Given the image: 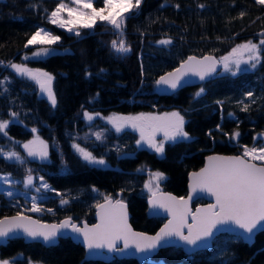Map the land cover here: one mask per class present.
Returning <instances> with one entry per match:
<instances>
[{
    "label": "trees",
    "instance_id": "obj_1",
    "mask_svg": "<svg viewBox=\"0 0 264 264\" xmlns=\"http://www.w3.org/2000/svg\"><path fill=\"white\" fill-rule=\"evenodd\" d=\"M58 2L0 0V81L7 77L0 84V119L8 120L14 112L19 120L8 125L7 136L0 133V145L13 142L11 147L17 148L15 141L29 139L32 128L50 144L47 163L27 160L19 165L0 157V173L22 180L31 169L32 176L43 177L50 186L53 193L46 192L48 196L39 202L42 211L30 215L42 221L71 217L90 224L104 196L116 199L121 192L132 227L154 233L164 220L147 214V171L164 174L161 190L184 196L187 175L199 169L208 154L242 155L245 147L264 146V53L254 70L236 75L220 72L199 86L184 87L167 96L155 93L156 79L188 56L210 54L220 59L239 44L264 39V5L255 0H142L138 10L125 14L123 39L131 51L117 53L111 42L120 37L105 23L83 29L79 37L50 24L48 16ZM95 4L102 6V0ZM42 26L51 27L61 37L56 44L59 52L24 63L54 77L55 107L38 96L31 81L4 65L23 62L22 55L34 50L24 45ZM160 40L171 43L161 45ZM201 87L205 91L196 97ZM244 104L248 111H242ZM166 110H177L184 117L190 138L166 143L161 156L139 149L132 131L115 134L108 127L95 128L82 120L84 112L135 115ZM95 132L102 134L100 140ZM73 141L103 157L107 165L83 162L71 150ZM58 193L69 203L61 205ZM203 202L198 199L192 206ZM22 206L23 202H13L0 193V218L27 213ZM0 258L14 260V264L27 260L41 264H264V230L255 235L252 244L220 233L213 238L210 250L188 255L179 247H168L142 263L130 258L86 260L82 247L69 238L49 247L11 239L0 246Z\"/></svg>",
    "mask_w": 264,
    "mask_h": 264
},
{
    "label": "snow or ice",
    "instance_id": "obj_2",
    "mask_svg": "<svg viewBox=\"0 0 264 264\" xmlns=\"http://www.w3.org/2000/svg\"><path fill=\"white\" fill-rule=\"evenodd\" d=\"M255 2L264 5V0H255ZM94 3L95 0H70V6L69 3H65V0H59L55 9L48 16L49 23L70 33L74 32L77 37L81 36L80 28H93L98 21L105 23L111 26L120 37L118 41L111 42L112 48L117 53L130 52L131 48L126 45L123 39L124 25L128 19L125 13H129L133 9L138 10L142 0H102V7L98 8L93 6ZM65 12L67 18L64 16ZM60 40L59 35L44 28H38L24 47L38 46L36 51L32 52V56H47L53 51L52 45L57 44ZM158 43L167 45L171 41L160 40ZM262 53H264V39H261L259 44L253 43L251 40L239 44L219 60L210 55L204 56L202 59L190 56L174 71L162 75L156 83L167 85L175 90L186 76H197L201 81L212 76L216 72L218 64L223 65L225 72L236 75L241 71V64H248L251 68H256L257 64L261 62ZM24 58L28 59L27 56ZM0 64L3 62L0 61ZM7 67L13 69L20 76L34 80L39 85L41 92L47 95L51 105L56 106V95L52 89L54 77L50 73L40 69H31L25 64L11 62ZM5 81H0V84ZM204 91L205 89L201 87L195 96L200 97ZM247 96L250 98L252 93L248 92ZM248 110L249 106L244 104L242 111ZM11 115L15 117L17 114L13 112ZM95 115L98 116L99 113ZM84 117L88 121L94 119L93 114L88 112L84 113ZM106 119L117 133L125 128H131L138 132L137 145L146 144L160 155L164 153L166 142H175L178 138L184 140L190 138L184 129L185 119L179 112L164 113L163 115L141 113L135 116L113 114ZM8 125L9 121H0V133L5 136H7ZM31 131L37 133L38 130L33 128ZM160 133L163 134V139L157 140V135ZM95 135L97 140L102 138V134L99 132ZM239 135V132L234 133L235 137ZM72 147L87 164L106 166L107 161L103 157H96L91 151L77 143H73ZM23 148L28 157L39 158L41 161L48 160L49 145L39 135H35L32 140L24 143ZM3 156L6 160H15L19 165L27 162L18 152H6L3 153ZM254 161H259V163ZM143 170L137 169L138 172ZM26 171L28 175L24 180L25 186H33L32 170L27 169ZM149 175V182L145 184V187L152 193L149 204L153 208L163 209L170 217L154 236L133 231L128 223L126 204L122 200H113L111 196H104V203H98L96 206L99 209L97 216L100 218V223L91 227L88 224L80 227L73 222L71 217L59 224H44L18 212L14 216L0 218V239H6L13 233L22 232L34 240L42 238L45 243H51L55 241L60 230L70 228L72 232L83 237V242L89 250L107 248L110 252H123L134 247L137 252H150L160 246L162 241L171 237H176L192 246L190 250L206 247L207 245H202L200 242L210 239L218 230V226L225 224L235 225L242 230L243 234H246L244 239L249 241L255 232L264 230V147L259 149L245 147L242 156L208 157V165L199 172L191 174V193L187 199H178L170 194L157 195L159 182L165 178L164 174L157 171L150 172ZM0 179H3L5 183L10 182L7 176L0 177ZM40 179L43 180V177ZM153 181H155L157 191H153ZM42 187L45 190L50 188L46 182L42 184ZM36 191L39 192L40 188H36ZM93 191L97 190L93 189ZM197 191L214 197L215 203L196 208L193 212L189 203L192 193ZM6 195L12 197L13 193L9 191ZM58 195L61 196V205L69 203V200L63 198V194L58 193ZM29 210L32 212L42 211L36 203V197H32V207ZM48 211L51 212L52 209H48ZM189 218L191 222H189ZM119 241L123 242V248L117 247ZM0 264H12V261L0 259Z\"/></svg>",
    "mask_w": 264,
    "mask_h": 264
},
{
    "label": "water",
    "instance_id": "obj_3",
    "mask_svg": "<svg viewBox=\"0 0 264 264\" xmlns=\"http://www.w3.org/2000/svg\"><path fill=\"white\" fill-rule=\"evenodd\" d=\"M209 55L210 54H205V55H202V56H194V55H191V56H194V57H196L198 59H202L204 56H209ZM210 56H213L215 59H217L214 55H210ZM188 57H190V56H188ZM188 57H186L183 61L187 60ZM217 60H219V59H217ZM182 62H180L177 65L176 68H178ZM220 68H221V64H218L215 73H218L219 70H220ZM175 69H173L171 71H174ZM171 71H169V72H171ZM215 73H213V75ZM165 74L166 73H164L163 75H165ZM160 77H158L156 79V81L159 80ZM211 77L212 76L207 77L205 80L201 81L199 79V77H197V76H191V75L186 76L181 81L180 86L177 87L175 90L169 88L167 85H158L156 83V81H155V93L157 95H159V96L171 95L174 92L180 90L181 88L196 86V85H199L200 83H202L204 81H208ZM210 156L232 157V156H240V155H238V154L237 155H225V154L215 153V152L210 153V154H208L204 158L203 164H202V166L199 169H197L196 171H191L187 175V190H186V194L184 196H177V195L172 194V193H170V192H168L166 190L157 191V195H161V194L168 195V194H170L172 196L177 197L178 199L179 198H185V199H187L189 197L190 193H191V189H190V184L192 183L191 174L194 173V172H199L201 169L205 168L208 165V157H210ZM151 197H152V194L149 195L147 197V199H146V207H147V214H148V216H150V217H158V218H162L164 220V222L162 223V225L154 233H147V232H143V231H139V230L134 229L132 227V225L130 224V213H129V210H128L127 203L125 201H123V202L127 206L128 223L131 226L132 230L135 231V232L145 233V234H147L149 236H154L168 222V220L170 219V217H169L168 213L165 212L163 209L153 208L149 204V200L151 199ZM116 199L121 200V192H117V198ZM116 199H113V200H116ZM198 199H203L204 202L201 203V204L200 203L199 204H196L193 207L192 206L193 202H195ZM102 203H104V201ZM212 203H215V198L214 197L210 196L209 194H207L205 192L197 191L196 193H192V199H191V201L189 203V207H190V209L193 212H195L196 208L206 207L207 205L212 204ZM98 211H99V209L96 207L95 220H94L93 223H90L89 224V223H86L84 221H82L80 223H78L76 221H73V222L76 223V224H78L80 227H83L84 224H88L89 227H91V226H93L95 224H98V223H100V218L97 216V212ZM14 215H16V214H14ZM14 215H6V216L11 217V216H14ZM24 215L30 216L34 220H39L41 223H44V224H59L61 221H63V220L66 219V218H63V219H61L58 222H56V221H42V220L38 219L37 217L31 216V215H27V214H24ZM3 217H5V216H3ZM3 217H1V218H3ZM189 222H191L190 218H189ZM258 232H260V231L255 232L253 234L252 239L249 241V240L244 239V236L246 234H243L242 233V230L238 229L235 225H232V224L220 225V226H218V230L214 232L213 236L210 239H208L207 241L200 242L202 245H207L206 247H197L194 250H190V249H192V246H189V245L185 244L183 241H180L176 237H171V238H169V239H167L165 241H162L161 244H160V246H158L155 250H152L150 252H137L134 247L133 248L126 249L123 252H119V251H112V252H110V251H108L107 248L89 250V249H87V247L85 246V244L83 242V237L81 235L77 234V233L72 232L70 228L60 230V232L58 233L57 237L55 238V241L54 242H51V243H45L42 238H37V239L34 240V239L30 238V237L25 236L22 232H17V233L11 234L6 239H0V246H5L7 244V242L9 240H11V239L21 238L26 243H28V242H38V243H41L45 247H49V246L56 245L58 243L59 239L69 238L73 243L79 244L82 247V249L84 251V258L86 260L109 262L113 258H118V259H121V258L129 259L130 258V259H134L138 263H142L145 260L150 259L154 255H156L159 250L165 249V248H168V247H179V248L182 249V251L185 254H188V255L189 254H192V253H194L196 251H199V250H210L212 248V240H213V238L215 236H217L218 234H220V233H227V234H230V235L238 236V237H240V239L244 243H246V244H252L253 241H254L255 235ZM185 234H187V233L185 232ZM117 247L118 248H123V242L122 241H119L117 243Z\"/></svg>",
    "mask_w": 264,
    "mask_h": 264
},
{
    "label": "rangeland",
    "instance_id": "obj_4",
    "mask_svg": "<svg viewBox=\"0 0 264 264\" xmlns=\"http://www.w3.org/2000/svg\"><path fill=\"white\" fill-rule=\"evenodd\" d=\"M65 3H69L70 4V0H65ZM70 6H71V4H70ZM94 7H102V6H97L95 3H94V5H93ZM126 14V13H125ZM64 16H65V18H67V13L65 12L64 13ZM49 21V20H48ZM99 22V21H98ZM51 24V23H50ZM55 26V25H54ZM55 27H57V26H55ZM40 28H44V29H46V30H49V31H51V32H53L52 31V28L51 27H49V26H42V27H40ZM57 28H59V27H57ZM61 29V28H60ZM83 29H91V28H80V32L83 30ZM62 30H64V31H66L65 29H62ZM66 32H68V31H66ZM68 33H70V32H68ZM53 34H55V35H58V34H56L55 32H53ZM70 34H73V35H75L74 34V32H72V33H70ZM260 40L261 39H258L257 41H252L253 43H256V44H259V42H260ZM27 43V42H26ZM59 43V42H58ZM245 43H247V42H245ZM242 44H244V43H242ZM30 48L32 47V48H34V50L32 51V52H34V51H36V48L38 47V46H29ZM28 47V48H29ZM52 49H53V51H51L50 52V54H53V53H56V52H59V49H57L56 48V44H54V45H52ZM32 52L30 53V54H23L22 55V57H21V59H22V61L23 62H21V63H16V64H25L24 62L25 61H27V60H31V59H38V58H42V57H44V56H40V57H33L32 56ZM25 56H27L28 57V59H25L24 57ZM6 67H7V64H4ZM26 65V64H25ZM4 66V67H5ZM27 67H29V66H27ZM29 68H31V67H29ZM7 69L10 71V72H12V73H14L15 75H17V76H20V75H18L13 69H11L10 67H7ZM31 69H38V68H31ZM255 69V68H254ZM253 68H251L250 67V65H248V64H241V71H239V72H237L236 74H238V73H240V72H243V71H249V70H254ZM41 70V69H40ZM233 70H235V69H233ZM42 71H44V70H42ZM45 72H47V71H45ZM221 73H224V74H226V73H228V74H232L231 72H225L224 71V69H223V65L221 64V71H220ZM49 73V72H48ZM20 77H23V78H25V79H27V80H29V81H31L35 86H36V89H37V93H38V96L40 97V98H43V99H45L48 103H49V105H51V103H50V101L48 100V98H47V95L45 94V93H42L41 92V90H40V87H39V85L34 81V80H31V79H29L28 77H26V76H20ZM53 89V88H52ZM52 106V105H51ZM53 107V106H52ZM170 112H177V110H166V111H164L163 113H160V114H158V113H152V114H155V115H163L164 113H170ZM85 113V112H84ZM84 113L82 114V120H83V122H84V124H86V125H90V124H92L95 128H101V127H108L109 129H111L115 134H119V133H121V132H119V133H117L116 131H115V129L113 128V126L110 124V123H108V121H107V119H106V117H109V116H112L113 114H115V115H119V116H135V115H139V114H135V115H133V114H123V113H111V114H108V115H95L96 113H90V114H93V116H94V119L93 120H91V121H88L85 117H84ZM89 113V112H88ZM0 121H2L1 119H0ZM7 121H9V124L11 123V122H15V121H19L18 120V118H17V116H15V117H13L11 114H10V118L7 120ZM33 129V128H32ZM31 129V130H32ZM125 130H129V131H132V132H134V133H136V135H137V140L139 139V133L138 132H136V131H134V130H132L131 128H125L123 131H125ZM97 132H95V134H96ZM35 135H39L38 134V131H37V133H33L32 132V135H31V137L29 138V139H27V140H21V141H18V140H16L15 141V143H16V146H17V148H13V147H11V145H13V142H11V143H9L8 145L9 146H1L0 145V157H2L4 160H6L5 158H4V156H3V153H6V152H18L22 157H24L25 158V160L27 161V160H32V161H36V162H39V163H47V162H49V159H50V157H48V160H46V161H41L39 158H32V157H28L27 156V153H26V151L24 150V148H23V144L24 143H27L28 141H30V140H32L33 138H34V136ZM39 137L42 139V140H44V141H46L47 143H48V141L47 140H45L44 138H42L40 135H39ZM262 137V139L264 140V135H262L261 136ZM163 139V134L162 133H160V134H158L157 135V140H162ZM178 139H182V138H178ZM177 139V140H178ZM171 141H169V142H166V143H170ZM73 143H77L78 144V142H76V141H73L71 144H70V146H71V150L80 158V156L78 155V153H76V151L73 149V147H72V145H73ZM166 143H165V145H166ZM48 145H49V149H48V151H49V154H50V144L48 143ZM80 145V144H79ZM81 146V145H80ZM11 147V148H10ZM81 147H83V146H81ZM137 147L139 148V149H146V150H149V151H153V152H155L154 150H152V149H150L146 144H142V145H137ZM262 147H264V146H261V147H255V148H257V149H259V148H262ZM85 148V147H84ZM251 149V148H250ZM243 152H244V149H242L241 150V153H242V155H243ZM156 153V152H155ZM157 154V153H156ZM157 155H160V154H157ZM163 155V154H162ZM161 156V155H160ZM81 159V158H80ZM82 160V159H81ZM6 161H8V162H13V163H17L15 160H6ZM83 161V160H82ZM83 162H85V161H83ZM255 163H259V161H254ZM86 163V162H85ZM87 164V163H86ZM89 165V164H88ZM107 165V164H106ZM96 166H100V165H96ZM149 173H150V171H147L146 172V174L148 175L147 176V180H146V182H145V184L146 183H148L149 182V179H150V175H149ZM5 176H7L8 177V180L10 181L9 183H5L4 182V180L3 179H0V193H2L3 195H5L6 197H8L10 200H12L13 202H23V206H22V210H25V211H27V213H25V214H28V215H30L29 213H37V212H32V211H30L29 209H31V207H32V197H36V203L38 204V206H39V202L42 200V199H45L48 195H50V194H52L53 192H51V191H49V190H45L43 187H42V184L43 183H45L44 182V180H41L40 178L41 177H39V175H34L33 176V186H28V187H26L25 186V183H24V180H25V178H23L22 180L21 179H15V178H11L8 174H2V173H0V177H5ZM165 177V176H164ZM162 181V180H161ZM161 181L159 182V189H158V191H160L161 189H160V183H161ZM36 188H40V191L39 192H37L36 191ZM145 189V193H147L148 195L147 196H149V195H151L152 193L145 187L144 188ZM12 192L13 193V196L12 197H9V196H7L6 195V193L7 192ZM153 191H157V189H156V186H155V181H153ZM47 192V194H45ZM97 206V205H96ZM95 212H96V208H95ZM94 219H95V215H94ZM0 259H3V258H0ZM10 261H12V264H14V260H10ZM24 264H41V263H38V262H32V261H29V260H27Z\"/></svg>",
    "mask_w": 264,
    "mask_h": 264
},
{
    "label": "bare ground",
    "instance_id": "obj_5",
    "mask_svg": "<svg viewBox=\"0 0 264 264\" xmlns=\"http://www.w3.org/2000/svg\"><path fill=\"white\" fill-rule=\"evenodd\" d=\"M181 62H182V61H181ZM175 68H176V67H175ZM175 68H174V69H175ZM172 70H173V69H172ZM170 71H171V70H170ZM220 71H221V68H220V70H219L218 73H220ZM167 72H169V71H167ZM167 72H166V73H167ZM218 73H215L214 75H212V77H214V76L217 75ZM162 75H163V74H162ZM212 77H211V78H212ZM211 78H210V79H211ZM210 79H209V80H210ZM209 80H208V81H209ZM204 82H207V81H204ZM204 82H202V83H204ZM202 83H200L199 85H201ZM199 85H196V86H199ZM192 87H195V86H192ZM181 89H182V88H181ZM240 156H242V155H240ZM121 196H122V194H121ZM122 201H123V200H122ZM66 218H67V217H66ZM76 222H77V221H76Z\"/></svg>",
    "mask_w": 264,
    "mask_h": 264
},
{
    "label": "crops",
    "instance_id": "obj_6",
    "mask_svg": "<svg viewBox=\"0 0 264 264\" xmlns=\"http://www.w3.org/2000/svg\"><path fill=\"white\" fill-rule=\"evenodd\" d=\"M147 199V198H146Z\"/></svg>",
    "mask_w": 264,
    "mask_h": 264
}]
</instances>
